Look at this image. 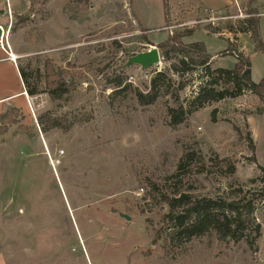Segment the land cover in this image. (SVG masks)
Here are the masks:
<instances>
[{"label": "rangeland", "instance_id": "1", "mask_svg": "<svg viewBox=\"0 0 264 264\" xmlns=\"http://www.w3.org/2000/svg\"><path fill=\"white\" fill-rule=\"evenodd\" d=\"M251 1L0 0V26L19 56L16 64L0 60V100L25 90L20 69L37 93L11 102L22 116L0 135V264H264V99L245 92L208 103L172 127L168 109L190 110L204 80L200 68L171 73L180 56L166 62L161 48L193 31L176 47L204 45L212 70H231L241 56L260 83L264 53L242 29L256 11L264 44V0ZM153 47L160 65L125 68ZM161 72L174 83L162 84L154 105L141 106L133 90L148 92ZM119 78L132 87L117 88ZM59 79L68 92L54 100L50 89ZM47 112L71 129L43 133L38 118ZM187 155L193 159L175 177ZM251 193L262 195L254 198L256 223L245 226L249 240L262 227L252 245L213 231L186 240L165 202Z\"/></svg>", "mask_w": 264, "mask_h": 264}, {"label": "trees", "instance_id": "2", "mask_svg": "<svg viewBox=\"0 0 264 264\" xmlns=\"http://www.w3.org/2000/svg\"><path fill=\"white\" fill-rule=\"evenodd\" d=\"M252 1L254 2L256 0ZM249 15L250 17L243 22L247 27L242 29V33H251L257 43L256 52L264 53V44L260 37V20L256 17V11H251ZM192 33L193 31H189L185 35H191ZM185 35H179L162 46V57L164 61L170 62L175 57L174 55L180 56L179 62L172 63L169 68V71L177 76H184L200 68L203 73L201 79L204 80V83L200 85L196 96L190 101V110L185 109L183 105H180L176 109H168L170 126L177 127L183 124L188 116L198 109L203 108L208 103L238 98L245 92H252L261 99H264V79L260 83H255L252 80L251 66L248 61H245L241 56H237L238 62L233 69L218 68L212 70L210 67L212 57L206 53L204 45L195 44L190 47H176V44L180 43V38H183ZM195 53L201 54L199 58L194 57ZM20 72L25 85L24 92L31 97L35 96L37 93L29 87L25 72L21 69ZM165 82L169 87L174 83L173 79L167 73L161 72L152 79L148 92L144 93L139 89H132L139 104L141 106L154 105L163 95L162 84ZM54 83L53 86L55 87L53 89L51 87L50 93L53 97L52 99L56 100L68 92V84L65 79H59L55 85ZM123 84V80L119 78L116 82V87L122 88V91L129 90L132 87L130 85L123 87ZM186 85L185 83H181L179 88L174 92L173 98L177 102L179 101V91L183 90ZM58 91L61 94L55 98L53 92ZM215 114L216 112L213 113L214 118ZM20 116H22V112L18 108H11L5 113H2L0 115V135H6L8 133L10 125L7 122L9 120L10 123L16 124L18 121L17 118ZM63 121L64 118L56 116L53 112L44 113L38 118V124L45 134L54 129L69 131L72 124L64 125ZM249 137L254 147L252 136L249 135ZM188 158L192 160L193 155H187L185 159L180 161L175 177L185 169L186 159ZM259 170L264 176V168L259 167ZM230 172L232 174L236 172L235 166L230 169ZM257 197H262V195L251 193L241 200H213L207 198L193 199L189 195L182 194L173 198L165 197V202L170 207L169 218L177 230L178 236L186 240L201 237L213 231L222 241L232 240L237 243L245 240L248 245H252L261 236V225H255V238L253 240H249L244 235V232L246 223H256L254 218L256 212L254 198Z\"/></svg>", "mask_w": 264, "mask_h": 264}, {"label": "water", "instance_id": "3", "mask_svg": "<svg viewBox=\"0 0 264 264\" xmlns=\"http://www.w3.org/2000/svg\"><path fill=\"white\" fill-rule=\"evenodd\" d=\"M2 36V31L0 29V39ZM161 62V57L159 50L156 47H153L151 50L140 53L136 56H133L128 59L127 64L125 65V68H130L132 66H139L142 71L146 69H150L154 66L159 65ZM126 219H129L126 217Z\"/></svg>", "mask_w": 264, "mask_h": 264}, {"label": "crops", "instance_id": "4", "mask_svg": "<svg viewBox=\"0 0 264 264\" xmlns=\"http://www.w3.org/2000/svg\"><path fill=\"white\" fill-rule=\"evenodd\" d=\"M9 46H10V44H9ZM2 49V48H1ZM2 51L4 52V54H6L7 55V57L6 58H2V59H0L1 61H5V60H8V61H10L11 62V60H10V54H13V55H15L16 56V58H17V60H19V56H18V54H16L12 49H11V47H10V50L7 48V49H2ZM212 61H213V59H212ZM13 63V62H12ZM213 62H211V64H212ZM14 64H16V63H14ZM25 90H23L21 93H17V94H13V95H11V96H8L7 98H3V99H1L0 100V102H5L6 103V105H5V108H4V110L1 112V114L3 113V112H5V110L6 109H8L9 107V105H11V107L13 108V106H15V105H13V104H11V102L14 100V99H17L18 98V96H20L21 95V97H24L25 99L28 97V95H27V93L26 92H24ZM8 105V106H7ZM16 108V107H15ZM18 108V107H17ZM19 109H21V108H19ZM0 114V115H1Z\"/></svg>", "mask_w": 264, "mask_h": 264}, {"label": "built area", "instance_id": "5", "mask_svg": "<svg viewBox=\"0 0 264 264\" xmlns=\"http://www.w3.org/2000/svg\"><path fill=\"white\" fill-rule=\"evenodd\" d=\"M0 29L2 31V36H1V39H0V47L4 48L3 44H5L6 47L10 50V46H9V43H8V35L6 34V32H5V30H4V28L2 26H0ZM5 36H6V40L4 42V37ZM9 58H10L11 62H13V63H15L17 61L16 57L13 54H10ZM160 64H161V62H160Z\"/></svg>", "mask_w": 264, "mask_h": 264}, {"label": "bare ground", "instance_id": "6", "mask_svg": "<svg viewBox=\"0 0 264 264\" xmlns=\"http://www.w3.org/2000/svg\"><path fill=\"white\" fill-rule=\"evenodd\" d=\"M16 57V56H15ZM17 59V58H16Z\"/></svg>", "mask_w": 264, "mask_h": 264}]
</instances>
